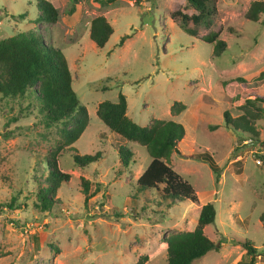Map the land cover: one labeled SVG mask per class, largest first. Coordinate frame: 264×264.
<instances>
[{
  "label": "rangeland",
  "instance_id": "obj_1",
  "mask_svg": "<svg viewBox=\"0 0 264 264\" xmlns=\"http://www.w3.org/2000/svg\"><path fill=\"white\" fill-rule=\"evenodd\" d=\"M47 1L57 11L53 23L33 20L36 0H0V40L32 31L60 50L88 117L71 146L78 156L101 154L79 167L69 149L59 150L56 164L68 178L50 196L52 207L43 209L38 192L47 174L44 159L59 143L61 124L39 114L29 91L0 95V264H132L140 255L147 257L144 264H166L162 236L191 230L207 202L215 217L203 233L215 249L192 264L246 260L236 244L244 238L256 248V264H264V102L248 105L256 115L250 119L253 135L222 119L224 110L237 116L243 109V87L229 81L253 85L264 67V14L255 21L245 17L254 0H215L205 22H186L193 35L170 18L176 10L196 13L185 0ZM98 15L112 28L101 48L88 37L89 22ZM212 32L225 44L218 56L200 39ZM118 92L125 96V115L138 125L153 118L182 125L181 154L171 153L169 166L192 187L197 203L170 204L154 190L135 189L149 161L144 147L122 141L95 115L97 103L115 101ZM254 94L264 97V82ZM175 101L185 109L172 116ZM119 146L132 152L124 167ZM203 151L219 166L217 181L205 162L190 157Z\"/></svg>",
  "mask_w": 264,
  "mask_h": 264
},
{
  "label": "trees",
  "instance_id": "obj_2",
  "mask_svg": "<svg viewBox=\"0 0 264 264\" xmlns=\"http://www.w3.org/2000/svg\"><path fill=\"white\" fill-rule=\"evenodd\" d=\"M113 3L115 0H102ZM215 0H185L196 12L186 16L177 10L170 13V18L179 19V27L193 35L194 32L185 27L187 21L198 25L214 13L212 6ZM136 2V0H135ZM137 3V2H136ZM36 22L53 23L57 19L56 8L47 0H36ZM72 10V6L69 11ZM264 14V1H251L246 9L245 17L255 21L258 14ZM112 32L111 25L98 15L89 22L88 37L93 44L101 48ZM126 35L120 37L118 45H122ZM202 41L212 44V55L218 56L224 49V41L218 38V32L201 36ZM264 82V67L254 76V84L245 82L242 78H234L229 83L239 84L244 90L242 113L230 116L227 110L222 112L223 123L236 130L245 131L253 135L251 120L255 113L249 110L253 102H264V97L256 92V88ZM71 75L64 55L59 49L44 43L42 37L32 31L20 32L0 40V95L3 97L21 96L29 91L30 96L37 103L39 114L48 122H60L58 129L59 143L44 159L47 174L44 186L38 192L40 207L48 210L52 207V194L61 182L66 181L68 174L60 171L56 164V154L62 148L69 149L73 163L79 167L95 162L100 158V152L78 156L71 145L78 139L87 125L86 107L77 99L71 89ZM259 84V85H257ZM255 91V92H254ZM254 92V93H253ZM247 105V106H244ZM185 109L180 102H173L169 107V114L174 116ZM125 96L117 93L115 101L103 100L98 102L95 115L105 128L124 142H136L143 146L149 161L146 167L135 179L137 191L154 190L164 201L170 204L181 202L197 203V196L192 187L184 181L169 166L171 153L181 154L178 142L183 137L184 129L178 122L153 118L147 125L140 126L125 115ZM117 156L122 167L126 166L132 152L123 147L117 148ZM205 162L217 181L219 166L214 162L211 154L200 152L194 156ZM83 185L84 195L87 193L86 182ZM14 197L10 198V202ZM13 205V204H12ZM215 207L212 202L200 206L196 223L191 230L170 232L162 236L165 244L166 264H192L207 252L214 250V244L203 233V227L213 222ZM264 228V212L259 215ZM245 253L246 260H239L234 264H256V248L248 239L236 240ZM147 257L140 255L132 264H144Z\"/></svg>",
  "mask_w": 264,
  "mask_h": 264
},
{
  "label": "crops",
  "instance_id": "obj_3",
  "mask_svg": "<svg viewBox=\"0 0 264 264\" xmlns=\"http://www.w3.org/2000/svg\"><path fill=\"white\" fill-rule=\"evenodd\" d=\"M67 62V61H66Z\"/></svg>",
  "mask_w": 264,
  "mask_h": 264
}]
</instances>
